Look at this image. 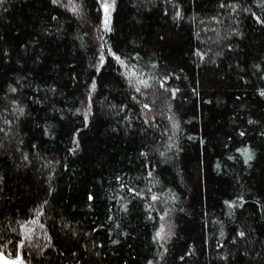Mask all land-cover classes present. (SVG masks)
<instances>
[{
	"label": "trees",
	"instance_id": "1",
	"mask_svg": "<svg viewBox=\"0 0 264 264\" xmlns=\"http://www.w3.org/2000/svg\"><path fill=\"white\" fill-rule=\"evenodd\" d=\"M237 2L257 15L264 14L256 0H232L233 4ZM224 3L222 8L221 0H179L183 18L174 20L171 3L165 5L164 0H144L140 8L130 0H122L118 14L114 13L116 31L105 34L107 42L125 53L139 51L145 77L168 75L171 79L166 82L167 88H179L180 93L169 99L163 94L164 89L154 83L147 95L140 93L132 99V89L112 67L93 73L98 81L93 111L98 114L90 127L79 134L82 150L73 155L68 149L72 147L75 129L81 127V117L68 110L81 106L85 82L92 72L89 64L94 55L98 56L99 37L91 25L71 22L69 28L63 15L52 20L51 16L58 13H54L50 0H4L0 6V52L8 50L10 59L0 55V172L5 176L0 184V227L10 224L19 228L16 221L26 218L47 199L50 203L41 219L53 236L54 247L45 249V260L51 257L49 264H75L71 252L81 256V264H122L123 260L129 264H147L149 260L153 264H264V154L254 169L246 171L240 161L228 159L229 155H236L229 151L233 143L240 147L239 142H248L249 138L255 144L261 143L257 131L264 130V98L258 96L256 89L264 88V71L255 65L264 67V26L250 12L236 15L227 6L228 0ZM87 6L95 24V0H89ZM165 6L169 8L167 14L163 11ZM237 20L240 24H236ZM231 27L239 28L244 36L229 35ZM64 28L68 31L64 32ZM229 42L234 45L232 49L226 47ZM197 49L206 53L204 59L199 58ZM219 52L224 55L218 56ZM37 55L40 62L33 63ZM73 71L80 75L77 84L71 82ZM15 76L27 78L20 97L31 113L26 117H17L10 99L4 95L7 83ZM53 82L58 92L47 94L50 103L35 102L34 97L45 99L44 85ZM193 88L199 95L192 92ZM141 102L152 107L144 109ZM51 104L63 109L65 116L53 113ZM121 104L128 107L121 109ZM141 113L156 119L145 124L137 118ZM173 114L180 122L184 151L175 162L157 164L162 159L159 152H165L171 144L169 137L177 138L170 119ZM125 116L133 117L132 129L125 127ZM249 116L262 125L247 126ZM9 120L11 124L6 123ZM45 123L50 131H55L54 136L41 133L37 125ZM237 126H244L248 136L240 137ZM117 128L122 130L115 131ZM227 135L233 136V143L226 149ZM188 136L194 139L188 140ZM200 136L207 140L205 145L199 143ZM141 150L148 151V156L141 157ZM25 154L27 161L21 159ZM171 155L165 152V156ZM218 158L222 162L220 171L215 167ZM149 170L153 177L147 175ZM115 175H120L125 184L137 187L144 197L120 189L119 182L113 179ZM153 179L162 183L153 186L149 183ZM166 189H172V193ZM87 191L96 195L91 209L85 206ZM152 192L161 197L160 202L151 201ZM177 192L181 193V200L172 213L175 235L162 246L168 252L163 253L161 261L158 252H162V247L158 249L151 236L168 219H160L164 201L173 203L170 195ZM240 195L245 197L244 207L234 210L233 219L226 215L229 209L224 201ZM113 196L117 199H111ZM121 196L132 198L127 212ZM145 200L154 207L147 209ZM148 211L157 219H146ZM106 215L113 219L107 220ZM243 218L257 228L254 248L242 239L231 240L233 230L242 227ZM117 223V231L129 233L119 246L105 239L107 229L115 228ZM97 225L102 227L91 232ZM221 230L224 236L220 235ZM91 241L96 242L95 248ZM101 241L103 248L99 246ZM221 241L224 247H215ZM84 244H88L86 250ZM189 251L193 254L180 261L179 256ZM257 252L261 255L257 256ZM229 253L227 261L220 259Z\"/></svg>",
	"mask_w": 264,
	"mask_h": 264
},
{
	"label": "snow or ice",
	"instance_id": "2",
	"mask_svg": "<svg viewBox=\"0 0 264 264\" xmlns=\"http://www.w3.org/2000/svg\"><path fill=\"white\" fill-rule=\"evenodd\" d=\"M130 2L136 6L137 8H140L143 6L144 0H130ZM150 2V0H149ZM89 0H50V5L53 6L54 13L51 16L52 20H58L60 19V16L63 15L66 17V20L69 22L68 27H71V22H77L79 24L84 25H91V30L93 31L95 36H98L99 39L96 41L97 44V51L98 56H93V62L89 64V67L92 69V72L88 73V80L85 82V92L83 93V100L81 101V106L76 107L74 110L69 109L68 112L72 113V115H77L81 117V127H77L75 129V138L71 141L72 147L68 149L69 152H71L73 155H76L79 151L82 150V145L80 142V133L83 129H87L90 127V125L93 123L94 118L97 116V112L93 111L94 108V102H93V93L96 92V89L98 87V81L96 76L93 73H101L103 69L108 66L112 67L113 71L116 73L117 77L123 81H125L130 89H132L130 95L132 99L137 98V94L143 93L144 95L148 94V90L153 88L154 83L159 85L160 89H164V93L169 99L176 97L178 93H180L179 88H167L166 82L171 79L168 75H162V76H149L145 77V73L141 71L143 61L141 58V54L139 51H136L133 49V51L129 53H125L122 49L118 48V46L109 44L105 38L106 33H113L116 31L115 25H114V13L118 14V9L121 6L122 0H95L96 3V12L97 15L95 17L96 23L92 24V17L90 16V9L88 8ZM171 3L172 10H173V19H182V12L179 10V0H164V4L168 5ZM193 3H195V0H193ZM4 0H0V6H3ZM256 4L259 8H264V0H256ZM220 6L223 8L225 7L224 0H221ZM228 7L232 9V12L236 15L240 14V11H246L250 12L252 16L255 18V20L262 26H264V14L257 15L256 12H253L251 8H242L240 3H232V0H228ZM63 9V13H60V10ZM164 13L169 12V8L165 6L163 8ZM212 19H216V17H213ZM236 24H240V20L236 21ZM44 31H48V29H44ZM68 28H64V32H67ZM235 34L237 36L243 37L244 33L237 27H231L229 35ZM160 39H163L161 36ZM21 47H26L25 45H21ZM226 47L228 49H232L234 47L233 43L229 42ZM235 47H239V45H235ZM41 53H43V49L41 50ZM197 53L200 59H204L206 56V53L200 51L197 49ZM0 55L9 57L10 55L8 50H3V52H0ZM218 56L224 55L223 52L217 53ZM40 62V55L35 56L33 63H39ZM153 67H156V62L152 61ZM237 66H240V62L237 61ZM231 67V65L229 66ZM255 67L257 69H261L264 71V67H262L261 64H256ZM26 77L24 76H15L12 78V82L7 83V89L4 91L5 97H8L10 99L11 107L14 109V113L17 117H26L29 116L31 113L28 111V105H25L21 101V95H22V88L24 86L23 82L26 81ZM80 80V75L78 72L73 71L71 82L73 84H77ZM45 87V99H40L39 97H34V101L40 104H46L50 103V100L48 98V93H52L55 95L58 92L57 84L53 82L51 85H44ZM0 90H3L2 86H0ZM40 89L38 88L37 91ZM158 91V89H157ZM192 92L196 95H199V93L196 91L195 88L192 89ZM256 92L258 93V96L261 98H264V88H258L256 89ZM237 100H239V97H237ZM209 104L212 103L211 100L208 101ZM141 106L144 109H150L152 107L151 104H145L141 102ZM109 107H117L116 105H109ZM121 109L127 108V105H119L118 106ZM169 108H171V105H168ZM244 105L241 104V108H243ZM5 111H8V108L4 109ZM50 110L53 113H58L59 116L64 117L65 112L63 109L59 108L56 104H51ZM235 115V113H234ZM138 119H142L143 123H148V121L155 120V116H150L144 113H141L140 117H137ZM170 119L173 120V136L177 137L176 139H173L172 137H169L171 140V144L165 149V152H171V156H165V152H159V157L162 159L157 160V164H167L170 162H175L176 158L184 151L183 146L180 143V122L179 120L175 119V114H173ZM123 120L127 123L125 124V127L132 129V120L133 117L125 116L123 117ZM7 124H11L12 121L9 120L6 122ZM247 126H261L262 122L259 120L254 119L253 117L249 116L246 120ZM40 128V131L45 136H54L56 133L55 131H50V126L48 124H44L43 126L37 125ZM122 129L117 128L115 131H121ZM238 135L240 137H247L248 132L246 131V128L244 126H237ZM255 130V129H254ZM140 131H147L146 129H140ZM165 131H169V129H165ZM257 137L261 141L260 144H255L252 142L251 138H249L248 142L240 141V147H235L233 143V136L227 135L226 139L228 143L224 144V147L227 149L229 143H233V148L229 149V151H234L236 155H229L228 159L232 161H240L243 166H246L243 170L248 169H254L256 163L258 162L259 156L264 154V130L257 131ZM188 140L194 139L193 136H188ZM21 144H23V141H20ZM199 143L201 145H205L207 143V140L204 136L199 137ZM34 146V145H33ZM174 149V151H173ZM141 157H147L148 151L141 150L140 151ZM22 160H28V156L22 155ZM221 161L219 158L216 161V169L217 171L221 170ZM68 165H64V167H67ZM147 175L149 177H153V171L149 170L147 171ZM113 179L117 182H119L118 187L120 189H124L125 191L135 194L136 196L144 197V193L140 192L137 187L131 186V184H125L122 181V177L120 175H115ZM5 180V176L3 172H0V184H3ZM150 184L153 186L155 184L162 183V181L153 179L149 181ZM49 191L51 192L52 189L50 188ZM169 193H172V189H166ZM111 199L116 200L117 197L113 196ZM120 200H124L123 209L125 212L129 210V205L131 204V199L128 198L125 199L123 196L119 198ZM170 200L173 202L171 204L168 203V201H164L165 207L163 209H160L161 216L160 219L163 220L165 217L168 219L165 221L164 224H160L159 228L156 229L155 234L151 236V241L156 243V247L159 249L163 245H165L171 237L175 235V218L172 216V213L175 211V205L179 204L181 200V193L177 192L172 195H170ZM151 201L153 202H160L161 197L158 196L155 192L151 193ZM96 202V195L93 194L91 191L86 192V200H85V206L89 209L93 208V204ZM245 197L243 195L236 196L233 199H228L224 201V204L227 205L229 211L226 213V215L232 217L233 219L236 218L235 211L236 209L240 208L242 209L244 207ZM49 200H44L42 202V205L33 208L31 210V213L26 217L22 218L20 220H17L16 223L19 224V228H13L9 224L7 227H0V264H49L51 261V257H48V260H45V249H50L51 247H54V245L51 243L53 241V236L48 233L47 226L42 223V217L45 214V206L49 205ZM146 208L152 209L154 207L153 203H148L147 200H145ZM257 203L259 204L260 201L257 200ZM19 211V210H17ZM109 212L112 211V209L108 210ZM179 211L183 212L184 209L180 208ZM262 213V219H264V208L261 209ZM4 219H8L7 216L4 217ZM63 219V218H62ZM107 220H112V215H106ZM146 219L155 220L156 217L153 216L152 211H148L146 215ZM242 227L240 229H234V235L231 236V240L233 242H239L241 239L243 240V243L246 245H249L251 247H255L257 244V228L253 226V224L249 223L248 218H243L242 221ZM221 224L223 222L221 221ZM65 227L67 225L65 224ZM98 227H102V225H97L96 227H93L91 229V232H95ZM120 228L119 223L116 224L115 228L109 227L107 229L108 235H106L105 239L107 242L111 245H121L122 239L129 236V233L127 231L119 232L117 229ZM165 228H167V231H165ZM40 229H44L43 232L40 231ZM61 232L64 231V228L60 229ZM82 231V230H81ZM9 233L12 234V237L9 238ZM74 235H78V233H73ZM87 235H91V233H88ZM221 236H224L225 233L223 230L220 232ZM119 237V238H114ZM45 240L47 242H45ZM92 247L95 248L96 242L91 241ZM100 248L104 247V241L100 242ZM82 247L86 250L88 248V244L82 245ZM217 248H223L224 247V241H221L215 245ZM168 248L162 247V252H158V255L160 257V260H164L163 253H167ZM100 253L97 252V255ZM106 254V253H105ZM193 254L192 251L186 252L184 255L179 256L180 261L185 260V256H191ZM73 261L75 264H81V256L77 255L76 252L70 253ZM230 253L228 255H223L220 257L222 261H227L230 257ZM257 256L261 255L260 252L256 253ZM39 257V259H37ZM122 264H129L128 260H123ZM147 264H153L152 260L147 261Z\"/></svg>",
	"mask_w": 264,
	"mask_h": 264
}]
</instances>
